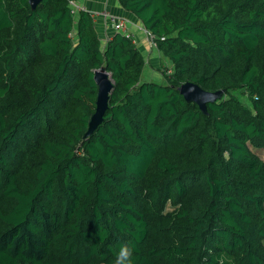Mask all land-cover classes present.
<instances>
[{
	"label": "trees",
	"instance_id": "1",
	"mask_svg": "<svg viewBox=\"0 0 264 264\" xmlns=\"http://www.w3.org/2000/svg\"><path fill=\"white\" fill-rule=\"evenodd\" d=\"M69 1L0 0V264H264V0H117L164 81ZM184 82L224 93L203 113Z\"/></svg>",
	"mask_w": 264,
	"mask_h": 264
},
{
	"label": "water",
	"instance_id": "2",
	"mask_svg": "<svg viewBox=\"0 0 264 264\" xmlns=\"http://www.w3.org/2000/svg\"><path fill=\"white\" fill-rule=\"evenodd\" d=\"M31 7L34 8L39 0H28ZM94 81L97 85V94L95 109L92 113L86 132L83 138L90 136L97 126L102 122L106 109L108 108L109 96L113 88V82L105 66L94 71ZM178 91L183 95L186 101L195 102L203 113H206V104L219 99L224 93L223 89L216 91H207L199 85L192 82H184L178 86Z\"/></svg>",
	"mask_w": 264,
	"mask_h": 264
},
{
	"label": "crops",
	"instance_id": "3",
	"mask_svg": "<svg viewBox=\"0 0 264 264\" xmlns=\"http://www.w3.org/2000/svg\"><path fill=\"white\" fill-rule=\"evenodd\" d=\"M77 4L84 6L88 11H92L96 14L102 11H107L108 13L114 12V14L118 15L119 17L125 18L128 22L129 31L132 32L136 38L138 47L142 49L141 44L144 42L147 44L148 31L142 26L140 20L134 14L122 8L117 0H77ZM94 22L100 39L110 38L115 33L113 30H111V28L105 25V21L102 16L97 15L94 18ZM148 44L147 47H150ZM147 47L143 48L142 50L146 53H149V49ZM149 61H152V58L149 59Z\"/></svg>",
	"mask_w": 264,
	"mask_h": 264
},
{
	"label": "rangeland",
	"instance_id": "4",
	"mask_svg": "<svg viewBox=\"0 0 264 264\" xmlns=\"http://www.w3.org/2000/svg\"><path fill=\"white\" fill-rule=\"evenodd\" d=\"M105 12V11H103ZM107 12V11H106ZM110 12V11H109ZM111 15L117 16L118 15L114 14V12H110ZM105 21V19H104ZM105 25L108 26L109 28H111V30L114 31V29L111 27L110 23H106L105 21ZM115 32V31H114ZM148 34V32H147ZM108 38H101L102 44H104L107 41ZM147 44L150 47H147V44L144 42L142 45V49L147 47L149 49V53L143 52L144 57L146 59V66L143 69V78L145 80H154V81H164V77H162V74L160 72V69H165L167 68L166 66H168L169 68L166 70L167 73L171 72V63L165 59L164 57H162V55L157 51L155 44L153 43L152 37L148 34V40H147ZM140 45V43H139ZM152 50V51H150ZM148 54V55H146ZM152 58V61H149V59ZM233 94H235L236 96H238L244 103L249 104L248 98L245 95V93L241 90H235L233 91ZM253 150L255 152H257L263 159H264V150L263 149H255L254 147H252Z\"/></svg>",
	"mask_w": 264,
	"mask_h": 264
},
{
	"label": "built area",
	"instance_id": "5",
	"mask_svg": "<svg viewBox=\"0 0 264 264\" xmlns=\"http://www.w3.org/2000/svg\"><path fill=\"white\" fill-rule=\"evenodd\" d=\"M69 5H70V10H71V13L72 14H76L79 10L88 11L84 6L78 5L77 4V1H75V0H70L69 1ZM88 12L91 14V16L93 18H95L97 15L98 16L99 15L102 16V18L105 19L106 23H110L111 27L114 29L115 32H121L126 37L131 38L133 42H136L137 43L134 34L129 31L128 22H127V20L125 18L111 15L110 13H108L106 11L105 12L102 11V12L97 13V14L94 13V12H92V11H88ZM148 34L150 35L149 32H148ZM152 40H153V37H152Z\"/></svg>",
	"mask_w": 264,
	"mask_h": 264
},
{
	"label": "clouds",
	"instance_id": "6",
	"mask_svg": "<svg viewBox=\"0 0 264 264\" xmlns=\"http://www.w3.org/2000/svg\"><path fill=\"white\" fill-rule=\"evenodd\" d=\"M114 264H134L133 249L129 244H122L119 247Z\"/></svg>",
	"mask_w": 264,
	"mask_h": 264
}]
</instances>
